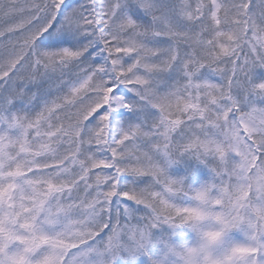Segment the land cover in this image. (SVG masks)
Segmentation results:
<instances>
[{"label":"snow or ice","instance_id":"obj_1","mask_svg":"<svg viewBox=\"0 0 264 264\" xmlns=\"http://www.w3.org/2000/svg\"><path fill=\"white\" fill-rule=\"evenodd\" d=\"M0 264H264V0H0Z\"/></svg>","mask_w":264,"mask_h":264}]
</instances>
